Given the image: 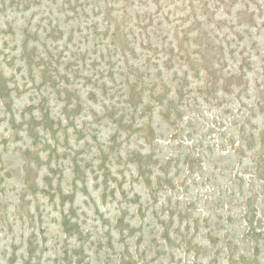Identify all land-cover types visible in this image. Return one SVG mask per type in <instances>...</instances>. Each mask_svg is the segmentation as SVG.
Listing matches in <instances>:
<instances>
[{
    "label": "rangeland",
    "instance_id": "rangeland-1",
    "mask_svg": "<svg viewBox=\"0 0 264 264\" xmlns=\"http://www.w3.org/2000/svg\"><path fill=\"white\" fill-rule=\"evenodd\" d=\"M0 264H264V0H0Z\"/></svg>",
    "mask_w": 264,
    "mask_h": 264
},
{
    "label": "trees",
    "instance_id": "trees-1",
    "mask_svg": "<svg viewBox=\"0 0 264 264\" xmlns=\"http://www.w3.org/2000/svg\"><path fill=\"white\" fill-rule=\"evenodd\" d=\"M220 171H221V175H222V173L224 174L226 171V169H225V167H220V169H219ZM215 176H218V175H214V177ZM216 178V177H215ZM211 179V183H213V186H212V189L211 190H209V191H212V190H215V194L214 195H216V193L217 194H220V191H219V189H218V187H217V185H216V179ZM226 192H227V197H229V200H228V202L227 203H229L230 205H232L233 206V197H234V193H233V190L231 189V188H227L226 189ZM211 193V192H210ZM211 198V197H210ZM215 200L214 201H216V204H215V207H217L219 204H218V200H219V197L216 195L215 196V198H214ZM250 203V202H249ZM205 214V213H204ZM215 217H216V215H215ZM218 220H216L215 221V223H218V221H219V217H216Z\"/></svg>",
    "mask_w": 264,
    "mask_h": 264
}]
</instances>
